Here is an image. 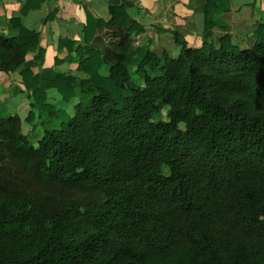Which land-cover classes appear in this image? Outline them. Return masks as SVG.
Listing matches in <instances>:
<instances>
[{"label": "trees", "instance_id": "obj_1", "mask_svg": "<svg viewBox=\"0 0 264 264\" xmlns=\"http://www.w3.org/2000/svg\"><path fill=\"white\" fill-rule=\"evenodd\" d=\"M46 1L0 26V264H264V0H189L199 48L108 0L50 67Z\"/></svg>", "mask_w": 264, "mask_h": 264}, {"label": "crops", "instance_id": "obj_2", "mask_svg": "<svg viewBox=\"0 0 264 264\" xmlns=\"http://www.w3.org/2000/svg\"><path fill=\"white\" fill-rule=\"evenodd\" d=\"M108 0H47L38 11H31L23 18V24L29 29L40 33L42 45L45 47V66L53 64L54 57H60L57 52L58 40L69 38L80 43L82 40V25L86 19L85 10L88 9L95 17L108 18ZM133 7L127 10L128 14L137 19L148 30L154 41L157 39L156 29L171 28L173 25L182 27L190 26L193 22L194 29L188 41L194 47L199 48L201 41L199 33L202 29V15H193L187 8L189 0H130ZM251 0H233V8L250 2ZM25 0H2L0 16L4 24L10 17L17 15ZM52 17V18H51ZM244 12L233 14L232 20L246 19ZM48 21L43 24V21ZM50 19V20H49ZM113 19L118 26L123 25L120 15H114ZM17 64L22 65L24 57L17 55ZM18 83V70L14 73L4 74L0 72V84L4 91H8ZM46 83L41 81V84ZM14 111V108L12 109Z\"/></svg>", "mask_w": 264, "mask_h": 264}, {"label": "rangeland", "instance_id": "obj_3", "mask_svg": "<svg viewBox=\"0 0 264 264\" xmlns=\"http://www.w3.org/2000/svg\"><path fill=\"white\" fill-rule=\"evenodd\" d=\"M150 58V57H149ZM147 66L148 65H150V64H148V63H151V59H147ZM61 69H63V68H61ZM140 71V69L138 70V72ZM45 87H52V84H50V83H48V84H46V83H44L43 84ZM51 190L55 193V194H57V196L59 197V198H70V195L73 197V198H75V195L74 194H72V193H70V191L68 190V191H66L65 189H59V188H57L56 186H53L52 188H51Z\"/></svg>", "mask_w": 264, "mask_h": 264}]
</instances>
